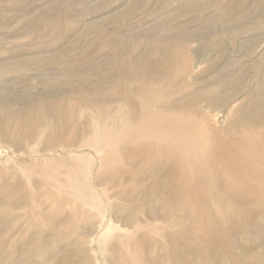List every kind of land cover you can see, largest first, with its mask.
<instances>
[{"label": "rangeland", "instance_id": "1", "mask_svg": "<svg viewBox=\"0 0 264 264\" xmlns=\"http://www.w3.org/2000/svg\"><path fill=\"white\" fill-rule=\"evenodd\" d=\"M174 121L213 146L153 161ZM243 134L264 0H0V264H264V177L214 150ZM181 156L219 172L196 200Z\"/></svg>", "mask_w": 264, "mask_h": 264}, {"label": "bare ground", "instance_id": "2", "mask_svg": "<svg viewBox=\"0 0 264 264\" xmlns=\"http://www.w3.org/2000/svg\"><path fill=\"white\" fill-rule=\"evenodd\" d=\"M171 126L163 134L164 139H159L157 137H154L153 141L152 142L150 141V143L146 146L148 150L147 155L150 156L153 161H156L164 157V155L173 156L172 154L173 146L178 147V149H182L183 151L188 150L190 156L192 151H195L196 153V151H199L203 147L213 146L212 142H207L209 139L212 140V133H210L209 136L207 135L208 136L206 138L207 141L204 140L205 142L202 143L200 141V138L196 136H192L191 134L192 129L190 125H188L187 123L182 121L179 122L177 121L176 123V121H174L173 124L171 123ZM200 136L202 137V135ZM230 140L231 141L229 142H222L218 146L214 147V150L216 154H218V156L223 157L224 155L226 156V161L228 160L225 163V165L222 166L221 168V170H223V172L228 177L227 185L229 184V186L232 185L236 187L238 183L242 184L243 182H248V179H250L251 177H257V178L259 177V181H260V177L262 178L264 177V154L261 152L260 149L257 148L258 146L256 142H253L251 138L246 134H243L239 137H232ZM197 155L198 154H196L195 156ZM201 156L202 155L200 154L199 157ZM179 158L180 159L178 158L174 159L172 170L174 173L181 174L183 176L184 180L183 182H181L180 185L190 191L189 192L190 195L188 196L189 198L195 199L203 193V190L205 188L209 187L212 184L214 176L218 177L217 175L219 174V172H216L215 168L210 171L202 169V167H200L201 162L196 161L197 164L196 163L193 164L194 161L192 160L187 162L186 161L187 159L185 160V157L181 156ZM193 158L195 157L193 156ZM209 160L210 163H212L215 167V164L212 162L213 160L211 159ZM205 163L208 164L209 162L206 161ZM194 174H197L199 176L201 174V177L197 179V181L190 183L188 178ZM240 181L243 182L241 183ZM212 200L220 203V198L218 197H213Z\"/></svg>", "mask_w": 264, "mask_h": 264}]
</instances>
